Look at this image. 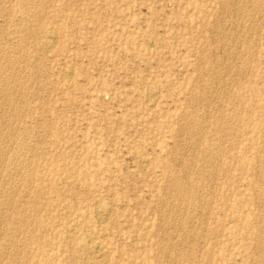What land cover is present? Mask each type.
<instances>
[{
  "label": "rangeland",
  "instance_id": "374dc122",
  "mask_svg": "<svg viewBox=\"0 0 264 264\" xmlns=\"http://www.w3.org/2000/svg\"><path fill=\"white\" fill-rule=\"evenodd\" d=\"M0 264H264V0H0Z\"/></svg>",
  "mask_w": 264,
  "mask_h": 264
},
{
  "label": "bare ground",
  "instance_id": "6f19581e",
  "mask_svg": "<svg viewBox=\"0 0 264 264\" xmlns=\"http://www.w3.org/2000/svg\"><path fill=\"white\" fill-rule=\"evenodd\" d=\"M48 36V35H47ZM52 47V46H51ZM224 76V75H223ZM157 102V101H156ZM13 110V109H12ZM200 133V132H199ZM3 150V149H2ZM209 150V149H208ZM2 154V153H1ZM206 161V160H205ZM213 177V176H212ZM181 189H182V187L181 186H179ZM11 199H12V197H11ZM11 203H12V201H11ZM108 219V218H107ZM106 219V220H107ZM174 223V222H173ZM78 227V226H77ZM95 235V234H94ZM91 241V243H92V245L94 246V247H98V244L99 243H97V242H99V241H97L96 239H91L90 240ZM101 246V245H100ZM99 248V247H98Z\"/></svg>",
  "mask_w": 264,
  "mask_h": 264
}]
</instances>
